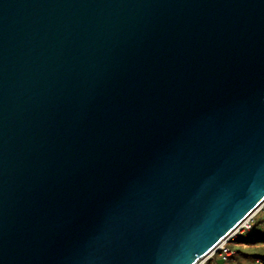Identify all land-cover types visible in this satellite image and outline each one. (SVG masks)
Segmentation results:
<instances>
[{"label":"water","instance_id":"1","mask_svg":"<svg viewBox=\"0 0 264 264\" xmlns=\"http://www.w3.org/2000/svg\"><path fill=\"white\" fill-rule=\"evenodd\" d=\"M264 203V0H0V264H198Z\"/></svg>","mask_w":264,"mask_h":264},{"label":"trees","instance_id":"2","mask_svg":"<svg viewBox=\"0 0 264 264\" xmlns=\"http://www.w3.org/2000/svg\"><path fill=\"white\" fill-rule=\"evenodd\" d=\"M235 256L229 261L212 260L211 264H264V217L258 219L250 230L238 240Z\"/></svg>","mask_w":264,"mask_h":264},{"label":"built area","instance_id":"3","mask_svg":"<svg viewBox=\"0 0 264 264\" xmlns=\"http://www.w3.org/2000/svg\"><path fill=\"white\" fill-rule=\"evenodd\" d=\"M264 204V203H263ZM262 204V205H263ZM253 216L249 217L247 220L241 223V225L233 232L226 240L222 241L218 247L211 253L207 258L209 260H216L218 258L220 261L229 262L236 254L235 250L231 247V244L238 233L243 235L246 231L250 230L252 227L251 220ZM199 264V263H198ZM215 264V263H214Z\"/></svg>","mask_w":264,"mask_h":264},{"label":"rangeland","instance_id":"4","mask_svg":"<svg viewBox=\"0 0 264 264\" xmlns=\"http://www.w3.org/2000/svg\"><path fill=\"white\" fill-rule=\"evenodd\" d=\"M252 216H253V219L251 220V224H252V226H253L254 223H255L258 219L264 217V204L261 205L260 208H259V209H258V210H257ZM240 234H242V233H238V234L236 235V237L234 238V240L231 241V242H232L231 247H232L234 250H235V248H238V247H240V246H243V245H240V243H237V242H239L238 240L243 236V235L240 236ZM199 264H211V260H209V259L206 260V258H204V259H202V260L199 262Z\"/></svg>","mask_w":264,"mask_h":264}]
</instances>
